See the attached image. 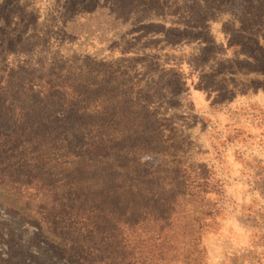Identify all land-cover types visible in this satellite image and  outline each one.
I'll return each mask as SVG.
<instances>
[{
    "label": "rangeland",
    "instance_id": "374dc122",
    "mask_svg": "<svg viewBox=\"0 0 264 264\" xmlns=\"http://www.w3.org/2000/svg\"><path fill=\"white\" fill-rule=\"evenodd\" d=\"M117 67L136 83L129 102L162 127L139 155L157 173L150 188L188 179L170 218L185 242L150 264H264V0H0V78L56 68L105 87ZM79 169L87 206L116 212L94 186L103 172ZM126 253L60 250L0 205V264H140Z\"/></svg>",
    "mask_w": 264,
    "mask_h": 264
},
{
    "label": "trees",
    "instance_id": "16d2710c",
    "mask_svg": "<svg viewBox=\"0 0 264 264\" xmlns=\"http://www.w3.org/2000/svg\"><path fill=\"white\" fill-rule=\"evenodd\" d=\"M24 73L21 80L13 71L0 78V205L51 237L58 249L97 250L103 261L137 250L142 264H150L153 250L184 243L176 233L182 227L171 226L170 218L188 179L181 176L163 193L150 188L157 173L139 155L160 144L150 136L162 127L147 125L144 109L129 102L136 83L124 80L118 67L107 72L113 78L105 87L56 68ZM84 166L103 172L94 186L110 196L116 212L98 197L97 208L87 206L89 197L80 192ZM147 201L143 216L132 212ZM202 225L199 219L192 229Z\"/></svg>",
    "mask_w": 264,
    "mask_h": 264
}]
</instances>
